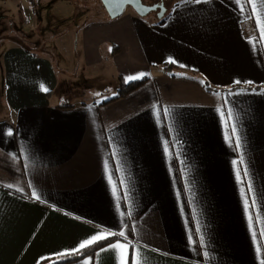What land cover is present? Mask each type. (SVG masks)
I'll return each instance as SVG.
<instances>
[{
	"label": "crops",
	"instance_id": "obj_1",
	"mask_svg": "<svg viewBox=\"0 0 264 264\" xmlns=\"http://www.w3.org/2000/svg\"><path fill=\"white\" fill-rule=\"evenodd\" d=\"M5 1L52 50L0 45V264L110 239L68 264H264V0H179L163 21L0 0L1 22ZM81 65L112 83L72 96Z\"/></svg>",
	"mask_w": 264,
	"mask_h": 264
},
{
	"label": "rangeland",
	"instance_id": "obj_2",
	"mask_svg": "<svg viewBox=\"0 0 264 264\" xmlns=\"http://www.w3.org/2000/svg\"><path fill=\"white\" fill-rule=\"evenodd\" d=\"M179 0H170V2L166 5V11H165V15L163 17V19H165L170 12L172 11L173 7L175 6V4L178 2ZM74 4L76 5L77 9L80 11V13H82L83 11H87V14L89 16L90 19H96L99 17V11H101L102 13H105V10L101 4L100 0H73ZM145 2H147V4H149L148 0H145ZM151 4V3H150ZM19 11L21 10L20 7H18ZM7 12H11L14 10L13 6H9L6 4V1L4 2V22H1L0 19V23L4 24V32L0 33V45L3 44L5 45L7 42H23L26 46H29L30 48H34V50L36 51H42L44 48L47 49V51H51L49 50V48H46V44L49 43V39L47 36L44 37L43 33H19L17 32V23L13 22L14 17L13 16H9ZM150 19H153L155 21H160L157 18V13L155 12H151L150 14L147 15ZM109 18V17H108ZM27 27V26H26ZM36 34V35H35ZM48 34V33H47ZM51 34H56V33H51ZM36 36V37H34ZM40 36V37H39ZM32 38H34L33 40H35L37 43H34ZM55 37H52L51 40H54ZM73 41L71 39V43L69 46H71V44H73ZM52 42V41H51ZM46 43V44H45ZM19 44V43H16ZM48 47V46H47ZM66 53L68 54L67 56L69 57L68 60L71 62V60H73V55H72V51L71 48L66 47ZM54 53V52H53ZM61 53V52H59ZM63 55V54H62ZM57 57V56H56ZM55 56H52L51 58L54 60L56 66H57V70L58 73L60 74V76L64 79V77L66 76L62 70L59 68L58 63L59 60H56ZM63 57V56H62ZM81 66H79V68L77 69V67L74 68V72L77 74L76 75V80L74 82V84H76V87L78 89H80L79 91H73V93L71 94L72 96L76 95H82L84 96V98H89L91 95V93L93 94L92 91H88V89H90V86H94L96 89H103L104 87L109 86V84L112 83L113 79L109 78L108 76H105L104 73L103 74H99V75H95V73L92 70H87L86 67H83L84 69L81 68ZM83 70V74H81ZM91 71V73H90ZM75 79V77H74ZM69 85V82H67ZM67 83H62L61 87L59 88V91H61L63 88L67 89ZM80 84V85H78ZM85 84V86L83 87V85ZM65 85V87H64ZM78 85V86H77ZM89 87V88H86ZM93 88V87H92ZM82 89V90H81ZM64 102L66 104H71V96H67L64 98Z\"/></svg>",
	"mask_w": 264,
	"mask_h": 264
},
{
	"label": "water",
	"instance_id": "obj_3",
	"mask_svg": "<svg viewBox=\"0 0 264 264\" xmlns=\"http://www.w3.org/2000/svg\"><path fill=\"white\" fill-rule=\"evenodd\" d=\"M101 4L110 19L120 17L126 8L132 9L140 17H146L151 12L157 13V18L161 20L165 15V7L157 5H145L142 0H100Z\"/></svg>",
	"mask_w": 264,
	"mask_h": 264
},
{
	"label": "trees",
	"instance_id": "obj_4",
	"mask_svg": "<svg viewBox=\"0 0 264 264\" xmlns=\"http://www.w3.org/2000/svg\"><path fill=\"white\" fill-rule=\"evenodd\" d=\"M30 4H33L34 0H27ZM164 19L162 18L160 21H163ZM20 46L22 47H26V45L23 42H19ZM148 81L147 78L141 79V80H137V81H133L127 84H123L120 86V88L117 91L116 97L112 100L118 99V98H124L126 96H128L129 94L135 92L136 90H138L140 87H142L146 82ZM206 88L209 90V86L205 83ZM112 100L106 101L105 103H108ZM111 240H107L104 242H100L95 244L94 246L76 254V255H72V256H68V257H63L60 258L58 260H55L53 263L51 264H68V263H72L75 262L77 260H80L86 256H91L97 249H99L100 247L104 246L105 244H108Z\"/></svg>",
	"mask_w": 264,
	"mask_h": 264
},
{
	"label": "snow or ice",
	"instance_id": "obj_5",
	"mask_svg": "<svg viewBox=\"0 0 264 264\" xmlns=\"http://www.w3.org/2000/svg\"><path fill=\"white\" fill-rule=\"evenodd\" d=\"M197 2H199V0H197ZM259 24H260V21L258 20V27H259ZM262 35H264V33H262ZM144 75H145L144 73H140L138 76H129V77H126V80H129V81H130V80L140 79V78H142ZM40 87H41V90H42V91H45V92L48 91V89L45 88V86H44L43 84H42ZM9 187H11V185H9ZM18 190H19V189H18ZM33 197H34V198H38V197L36 196V193H35V192H33ZM120 235L123 236L124 233L121 232ZM99 239H101L100 236H94V237H92L90 240L86 241L85 243H82V244L80 245V248H84V247H85V244H92L93 242H95V241H97V240H99Z\"/></svg>",
	"mask_w": 264,
	"mask_h": 264
},
{
	"label": "flooded vegetation",
	"instance_id": "obj_6",
	"mask_svg": "<svg viewBox=\"0 0 264 264\" xmlns=\"http://www.w3.org/2000/svg\"><path fill=\"white\" fill-rule=\"evenodd\" d=\"M151 1V2H149ZM142 2L145 5H157V6H164L166 8V5L170 2V0H148L149 4H147V2H145V0H142ZM151 3V4H150ZM159 9H157V11L155 13H158Z\"/></svg>",
	"mask_w": 264,
	"mask_h": 264
}]
</instances>
